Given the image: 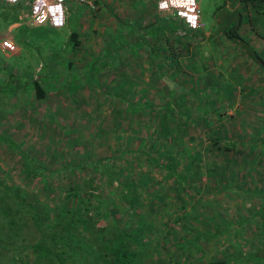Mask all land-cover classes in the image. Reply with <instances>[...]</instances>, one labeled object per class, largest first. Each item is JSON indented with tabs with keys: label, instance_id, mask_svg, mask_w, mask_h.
I'll list each match as a JSON object with an SVG mask.
<instances>
[{
	"label": "rangeland",
	"instance_id": "obj_1",
	"mask_svg": "<svg viewBox=\"0 0 264 264\" xmlns=\"http://www.w3.org/2000/svg\"><path fill=\"white\" fill-rule=\"evenodd\" d=\"M96 1L98 6L92 10L75 0H63L65 21L59 27L31 24L29 2L23 4L20 1L16 3L20 5L17 7L0 1V84L10 70L28 78H49L56 85L50 87L44 83V99H35L29 92L18 91L13 95L1 92L0 132L19 142L21 149L27 150L53 172L49 181L55 189L39 192V174L34 177L24 175L19 153L2 141L0 177L26 187L41 207L43 201L52 204L51 200L58 205V189L65 191L66 199L72 201L75 187L84 192L88 187L86 181L98 182L100 171L90 170L87 163L108 156L116 149L115 128L119 127L120 133L131 137L126 138L125 143L129 149L125 152L128 160L122 163L119 155L114 156L112 168L119 172L115 176L121 180L144 178L141 187H145L146 192H141L137 203L128 205L120 197L121 186H109L107 202L118 220L126 222L128 227L139 223L141 243L149 247L157 245L161 249L159 253L164 255L194 260L236 256L238 253L246 256L255 246H260L258 219L244 218L258 206L262 196L258 190L264 188V153L261 149L255 150L252 144L256 142L254 135L261 141L264 139V82L254 83L256 72L237 66L242 58L239 54L236 56L237 47L218 32L224 10L216 6L222 0H194L196 25L186 22L172 32V38L187 32L185 39L189 47L187 57L178 55L179 62L170 80L157 78L150 70L153 62L146 59V45L150 39L145 36V45L135 46V38L143 32L147 22L169 17L165 13H173L176 9L162 10L158 7L159 0ZM13 13L18 17L15 23L11 22ZM257 17L256 29L264 37V12H258ZM75 25L79 45L71 47L66 44L67 34ZM246 25L243 23L240 29L248 33ZM120 27L127 30V34L132 30L127 44L123 42L128 53L121 50L122 46L117 47L111 50L112 58L103 69L84 73L86 61L103 52L113 31ZM242 69L246 74H242ZM208 71L214 75L206 73ZM137 73L142 79L135 85L143 91H136L129 100L135 102L139 98L141 102H149L141 108L132 106L130 110H122L123 117H117L111 107L123 108L125 101L113 96L111 91L116 80L127 78L130 81ZM74 75L76 79L70 86L76 88L66 91L65 80ZM244 77L249 79L248 83L243 82ZM165 83L168 87L174 86L176 93L180 92L177 103L172 105V115L166 112L168 117L174 118L177 133L181 134V142L175 145L179 150L175 154V166L170 170L165 167L166 159L158 153L163 141L162 137L156 136L157 125L154 123L165 110L166 98L163 92L159 93L164 90ZM185 86L189 87L188 91ZM197 90L202 91L195 94ZM213 107L215 110H211ZM216 110L220 112L219 116L215 115ZM187 111L188 118L184 117ZM217 135L220 142L214 145L212 140ZM142 136L146 143L156 141L157 152L155 149L147 150L148 153L144 151L140 141ZM224 143L227 149L222 145ZM122 148L121 144L120 150ZM150 156L158 164L151 161ZM67 161L70 167L61 170L60 165ZM212 165L220 167L208 168ZM154 192H159V199L152 198ZM149 205L153 212L148 210ZM190 209L202 211L198 222L188 214ZM238 217L243 218V222ZM104 222L105 219L99 220L100 224ZM182 224L186 228L185 234L226 226L220 235L203 240L201 247H195L190 238L184 248L170 242L160 244L167 229L175 232L170 227L180 229Z\"/></svg>",
	"mask_w": 264,
	"mask_h": 264
},
{
	"label": "trees",
	"instance_id": "obj_2",
	"mask_svg": "<svg viewBox=\"0 0 264 264\" xmlns=\"http://www.w3.org/2000/svg\"><path fill=\"white\" fill-rule=\"evenodd\" d=\"M245 1L249 2L254 10L264 12V0H243V2ZM95 4L96 9L98 6L96 0ZM15 5L17 7L20 6L19 4ZM223 10L224 20L221 19L223 22L219 28L220 32L226 38L230 39V44H235L237 47L236 56L238 54L241 55L240 52L246 55L244 60H242L243 57L241 58V62H238L237 66H244L250 59L255 65H259L264 74V68L261 65H264V48L260 50L255 49L244 35L239 32L241 11L239 9L234 11ZM165 14L169 15V17L165 16L158 21L154 19L146 23L143 32L138 33L135 38V46L145 45V36H147L150 42L146 45L148 49V57L146 59L153 62L150 70L156 74L157 78L165 77L170 80L179 62L178 55L187 57L189 46L187 39H185L187 38V32H184L185 34L183 33V35L176 34L174 38L171 36L172 32L180 29L181 25L186 23L183 16L175 12ZM11 17V22L18 19L16 13H13ZM76 27L77 25L71 28L67 34L66 44L71 47L79 45L78 30ZM131 31L130 29L127 34V30L123 31L121 27L113 31L112 36L109 37V42L106 41L107 43L105 44L103 52L90 57L86 61V71L84 73H91L103 69L112 58L110 55L111 50L117 47L122 46L121 50L127 52V49L123 47V42L127 44ZM191 59L193 60V58L189 60ZM210 72L208 71L206 73ZM140 73L142 74L141 71ZM141 74L137 73L130 81L127 78L116 80L115 86L113 87L114 90L111 93L116 98L124 100L125 106L123 108L111 107L115 116L118 117L121 115L123 117L120 111L130 110L132 106L141 108V106L147 105V102H149L145 100L141 102L137 97L135 102L129 100L130 96L136 91L141 93L143 91V88L135 85L137 81L142 79ZM210 75H214V73H210ZM47 79L28 78L23 75L14 74L9 70L6 73L4 81L7 85L4 82L0 84V93L3 92L8 95H13L18 91L24 93L29 92L34 94L33 98L35 99H44L46 94L44 83H48L50 87L56 86L55 82L52 83L53 81H49V78ZM73 79H76L75 75L70 80H65L64 89L66 91H71L76 88L75 86H70ZM166 87L168 86L165 83L164 90L159 91V93L163 92L162 94L166 98L164 102L165 110H162L154 123L157 125L155 127L156 136L162 137L163 141L161 148L158 149V153L166 159V162H164L165 167L170 170L175 166V154L179 152V150L175 149V145L181 142V134L178 135L177 126L173 122L174 118L168 117V114L172 115L170 113V111L174 110L172 105L177 103L176 98H178L180 92L176 93L177 91L174 86ZM240 87L244 88L246 86ZM185 88L187 91L189 90V87L185 86ZM198 91L201 92L202 90H197L195 94ZM228 91H231V89ZM205 95L209 97V94L205 93ZM208 102L213 103L212 100H208ZM10 106L12 107L11 104ZM211 110H215V107ZM166 112H168L167 115ZM188 113L189 111L185 113L184 117L188 118ZM215 115L219 116L220 112L216 110ZM129 127L131 128V126ZM115 130V138L117 140L115 144H118L115 147L116 149L110 152L108 156L95 158L88 163L85 162V164H88L90 170L100 171L101 176L98 182L91 184L90 180L86 181L85 183H87L88 187L84 192H80L75 187V199L72 201L66 199L64 190L62 192L58 189L57 194L60 198L59 201L57 200L58 205L55 204L54 200H51L52 204L43 201V207H41V205L39 206L37 204V198L26 187L19 183H9L0 177V264H264V188L258 190L262 194L258 206L249 211L247 217L244 218V220L257 218L261 226L258 241L260 246H255L254 250L247 252L246 256L238 253L236 256H211L207 260L179 259L168 254L166 256L159 253L161 249L159 250L157 245L149 247L141 243L139 240L142 233L139 229L140 224H131V227L125 226L126 222L118 220V217L111 211L110 203L107 202V199H109L107 191L109 186L113 184L121 186L120 197L124 199L123 201H127L128 205L137 203L141 199V192H146L145 187H141L145 182L144 178L121 180L118 176H115L119 172H114L115 170L112 168L114 156L119 155V161H122V163L128 160L125 152L129 149L126 148L125 143L126 138L131 137L127 133H120L119 131L121 130L119 127H116ZM253 137L256 141L252 142L254 149H261L264 153V139L261 141L258 139V136L254 135ZM0 141L19 153L22 158L24 175L34 177L39 174V184L41 187L38 188L39 192L41 190L48 191L49 188L55 189L49 181L53 172L48 171V168L40 164L36 160L37 158L31 156L27 150L21 149L19 142H16L13 138L1 132ZM140 141L142 144L141 147L144 146L146 153L156 148L155 140L146 143L144 136H142L140 137ZM219 142L220 139L217 135L212 140V143L216 145ZM121 144L123 148L120 150ZM222 145L224 148H228L227 144L224 143ZM155 150L157 152V149ZM152 158L150 156V160L158 164V161ZM60 167H62L61 170H67L70 167V162L67 161L60 165ZM218 167L220 166L216 167L212 165L208 168L216 169ZM117 168L119 169L120 167L117 166ZM58 187L62 188V186ZM151 195L153 199H159V192H154ZM180 205L181 207L184 206L183 203H180ZM151 207L152 205H149L148 210L153 212L150 209ZM187 212L190 217H194L196 222H198V219H201L202 211L197 212L196 210L190 209ZM100 219H105L106 222L100 224ZM238 220L242 221L243 218L240 219L238 217ZM201 221H204L203 218ZM225 226L224 224L223 227ZM223 227L220 229L216 226L212 231L202 228L200 231L205 233L197 230V232L185 234L186 228L183 224L180 225V229L179 227L171 226L170 229H173L175 232L167 229V235L163 233L160 244L165 245L170 242L171 245L177 244L184 248L185 245H188V240L191 239L195 247H201L203 240L220 235ZM180 238L183 240H180Z\"/></svg>",
	"mask_w": 264,
	"mask_h": 264
},
{
	"label": "built area",
	"instance_id": "obj_3",
	"mask_svg": "<svg viewBox=\"0 0 264 264\" xmlns=\"http://www.w3.org/2000/svg\"><path fill=\"white\" fill-rule=\"evenodd\" d=\"M7 4H16L20 1L24 3L29 2L28 16L29 21L33 25L46 24L51 27H59L65 21L64 9L65 5L63 0H1ZM78 4L84 5L88 9H95V0H75ZM189 7L191 8L190 13L192 16H188L183 6L180 5V0H159L158 7L162 8H174L176 14L183 16L185 21L195 26L197 23V13L195 12L194 0H188ZM26 15V14H24ZM196 16V17H195ZM7 43V42H5ZM13 47V46H11Z\"/></svg>",
	"mask_w": 264,
	"mask_h": 264
},
{
	"label": "crops",
	"instance_id": "obj_4",
	"mask_svg": "<svg viewBox=\"0 0 264 264\" xmlns=\"http://www.w3.org/2000/svg\"><path fill=\"white\" fill-rule=\"evenodd\" d=\"M228 1H229V5H231L230 7H228ZM4 3V2H3ZM7 4V3H5ZM12 6V4H10ZM216 8H222V9H227V10H236V9H239L241 11V15H240V24H239V32H241L244 37L247 39V41L257 50H260L262 48H264V40H263V36L261 35L260 31H257L256 29V21L258 20V17H257V13H261L260 11H256L254 10V8L252 7V5L245 1L243 2V0H232L230 2V0H222L221 4H219L218 6H216ZM259 15V14H258ZM222 20L223 17H222ZM13 23H15L13 21ZM244 23H247L246 27H248L249 29V32L247 33L246 30L245 32L241 31V27H242V24ZM43 25V24H41ZM41 25H35V26H41ZM220 32V31H218ZM224 36V35H223ZM241 56L243 57L242 60H244L245 58V54L244 53H241ZM248 67V71H249V68H252L254 70V72H256V76L253 77V80L254 83L255 82H260V83H263L264 82V74L262 76V73L260 75V72L261 71V68L259 67V65H255V63L253 61H249L247 62V64H244V68H247ZM240 72V71H239ZM245 70L243 71L242 69V74H246L244 73ZM241 82V81H240ZM243 82H246L248 83L249 82V79L247 77H244V80Z\"/></svg>",
	"mask_w": 264,
	"mask_h": 264
},
{
	"label": "bare ground",
	"instance_id": "obj_5",
	"mask_svg": "<svg viewBox=\"0 0 264 264\" xmlns=\"http://www.w3.org/2000/svg\"><path fill=\"white\" fill-rule=\"evenodd\" d=\"M180 5L184 7L186 13H190L191 8L189 7V1L188 0H180ZM187 13V14H188ZM189 16V15H188ZM196 17V16H195Z\"/></svg>",
	"mask_w": 264,
	"mask_h": 264
}]
</instances>
